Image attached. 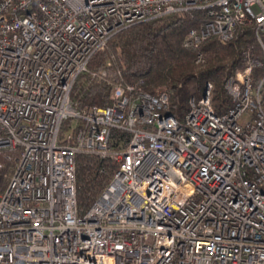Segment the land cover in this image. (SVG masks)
Listing matches in <instances>:
<instances>
[{
  "label": "built area",
  "instance_id": "2783aa9c",
  "mask_svg": "<svg viewBox=\"0 0 264 264\" xmlns=\"http://www.w3.org/2000/svg\"><path fill=\"white\" fill-rule=\"evenodd\" d=\"M192 11L207 18L187 49L253 28L264 53V0L0 2V155L15 164L0 195V264H264L261 63L227 81L225 115L210 83L183 121L167 88L149 94L120 72L90 71L121 32ZM88 74L112 86L111 106L79 107L73 91ZM82 155L108 166L86 212Z\"/></svg>",
  "mask_w": 264,
  "mask_h": 264
},
{
  "label": "trees",
  "instance_id": "16d2710c",
  "mask_svg": "<svg viewBox=\"0 0 264 264\" xmlns=\"http://www.w3.org/2000/svg\"><path fill=\"white\" fill-rule=\"evenodd\" d=\"M206 18V12L192 11L133 26L112 38L108 48L95 55L90 71L107 69L110 76L116 75V81L119 80L116 73L120 72L126 84L149 94L167 88L170 112L180 121L189 113L191 99L200 100L211 83L213 105L217 115L223 116L233 106L226 91L227 81L247 68L252 60H258L261 66L255 65L253 73L254 84L258 86L264 78V53L256 42L253 28L240 29L235 39L225 46L212 38L199 48L187 49L184 44L188 34L199 29ZM199 55L204 59L201 64H197ZM112 89L104 80L93 79L88 74L79 79L73 96L81 109L107 108L112 104ZM8 157L0 155V195L15 169ZM77 168L78 203L80 210L86 212L108 179V166L82 155L78 157Z\"/></svg>",
  "mask_w": 264,
  "mask_h": 264
},
{
  "label": "rangeland",
  "instance_id": "374dc122",
  "mask_svg": "<svg viewBox=\"0 0 264 264\" xmlns=\"http://www.w3.org/2000/svg\"><path fill=\"white\" fill-rule=\"evenodd\" d=\"M119 51V50H118ZM2 155H7L6 153L5 154H2Z\"/></svg>",
  "mask_w": 264,
  "mask_h": 264
}]
</instances>
